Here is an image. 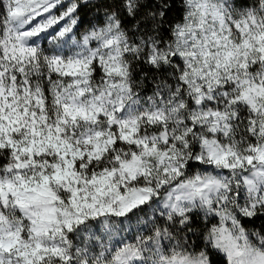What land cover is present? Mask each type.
Segmentation results:
<instances>
[{"label":"snow or ice","instance_id":"6c2138e0","mask_svg":"<svg viewBox=\"0 0 264 264\" xmlns=\"http://www.w3.org/2000/svg\"><path fill=\"white\" fill-rule=\"evenodd\" d=\"M182 2L0 0V264H264V0Z\"/></svg>","mask_w":264,"mask_h":264},{"label":"trees","instance_id":"16d2710c","mask_svg":"<svg viewBox=\"0 0 264 264\" xmlns=\"http://www.w3.org/2000/svg\"><path fill=\"white\" fill-rule=\"evenodd\" d=\"M169 3L172 5L171 11L168 13V20L170 22H178L182 19L183 16V2L182 0H169ZM80 16L82 19L86 21L81 31L89 27L88 21L96 22L95 13L89 8H83L80 12ZM246 227L249 229H258L260 227H264V216H258L252 219V221H246ZM197 243L203 246L202 241L197 240ZM211 259L214 264H225L224 257L216 252L211 253Z\"/></svg>","mask_w":264,"mask_h":264},{"label":"rangeland","instance_id":"374dc122","mask_svg":"<svg viewBox=\"0 0 264 264\" xmlns=\"http://www.w3.org/2000/svg\"><path fill=\"white\" fill-rule=\"evenodd\" d=\"M251 229H252V228H251ZM259 229L262 230V231H264V227H260Z\"/></svg>","mask_w":264,"mask_h":264}]
</instances>
